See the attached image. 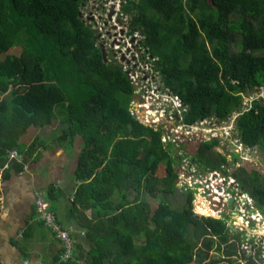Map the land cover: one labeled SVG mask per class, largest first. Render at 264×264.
<instances>
[{"label":"trees","instance_id":"obj_1","mask_svg":"<svg viewBox=\"0 0 264 264\" xmlns=\"http://www.w3.org/2000/svg\"><path fill=\"white\" fill-rule=\"evenodd\" d=\"M81 2L0 0V170H23L39 140L28 147L21 139L63 115L69 127L50 140L84 141L71 201L82 231L75 228L72 259L61 260L62 248L51 263L206 264L215 247H235L231 229L226 220L196 215L192 190L182 210L166 203L153 209L143 197L146 191L156 194L162 172L163 191L179 189L174 145L163 141L165 131L131 112L135 83L122 65L105 62L96 32L80 16ZM122 10L131 16V36H143L142 48L163 88L186 108L184 124L239 114L241 142L264 155V100L242 111L246 96L264 87V0H123ZM218 145L215 140L199 146L193 162L200 171L228 175ZM15 150L22 160L7 170ZM233 176L244 190L253 185L247 191L264 213V175L241 168ZM49 193L51 200L54 189ZM261 252L227 254L259 264Z\"/></svg>","mask_w":264,"mask_h":264},{"label":"rangeland","instance_id":"obj_2","mask_svg":"<svg viewBox=\"0 0 264 264\" xmlns=\"http://www.w3.org/2000/svg\"><path fill=\"white\" fill-rule=\"evenodd\" d=\"M122 1L86 0L82 13L84 15L83 20L96 32L97 45L106 50L108 62L113 61L122 65L135 85L138 86L136 94L140 98L134 100L131 112L143 123L165 131L166 139L164 141H166V144L172 143L174 145L172 149L173 152L175 151L176 159L179 162L178 168H180V180L177 183L179 189L172 193L163 191L161 182L166 174L162 172V174L158 175L161 182L155 190L156 194L152 196L146 191L143 197L151 203L153 209L158 208L161 203H166L173 208L182 210L189 188L193 187V190L196 191V187L198 190L201 189L200 191L202 192L199 191L196 194V200L198 202L202 199L206 200L207 202H205L213 206L216 212L219 210L218 206H220V212L225 214V217L229 220L228 225L232 232L231 239L235 246L232 249L226 246L223 248V252H218L217 247H215L209 252L206 264H246L244 258L240 256L229 257L227 254L231 250L237 253H244L241 245L242 247L244 245L248 256H255L256 249H261L262 254L260 258L257 256V261L259 264H264V236L262 235L264 233V213L262 212L261 217L256 219L255 217L257 216L253 217L248 207V209H243L245 202L251 206L255 205L254 201L244 194L245 192L248 193L249 189L253 188V185L247 184L246 188L248 191L244 190V192L242 185L240 187L238 184H230L236 181L233 175L241 168H245L249 172L257 171L262 177L264 175V155L258 148L248 149L244 147L236 131L239 114H234L231 119L222 122L217 118L208 119L203 121V123H199L192 130L183 124V114L185 113L182 107L183 104L171 95L172 93L167 92L163 88L162 79L152 70L149 57L142 48L143 36L140 33L131 36L129 28L131 16L128 17L126 26L117 21V11L122 9L120 8ZM114 5L117 6V11L114 9L116 6L113 8ZM10 53L21 55L20 50H12ZM255 100H264V87L253 91L250 96H246L242 111L250 109ZM58 110H61V108H58ZM63 117V115L58 114V118L49 127L32 128L27 137L25 136L21 139V144H25V142L35 136L41 137L42 143L52 142V140H48L49 137L51 138L54 135L59 137L69 127L63 122ZM188 130H191V132H188ZM213 138H218L217 141H219L215 151L227 157L229 175H225L220 171L218 176H213V173L206 174L205 171H200L193 162L199 146L204 143L203 141H213ZM77 146L80 147L79 142ZM66 147L71 149L72 146L68 143ZM221 177L223 178L222 180ZM224 177L227 178V183L225 184L222 183ZM245 179L243 177L242 180L246 181ZM200 180L203 184H208H206L205 190L201 188L202 185L200 187ZM219 188L231 192V195L235 196L239 202L238 206L240 208L235 206L234 209L232 205L230 207L227 204L224 205V202L216 194ZM44 196L46 199H50L48 193H45ZM213 214V212L210 213V215ZM216 215L217 217L220 216L218 213ZM248 222L252 223L250 227ZM241 229H243V234H239L237 231ZM236 235L240 236L241 241ZM258 244L257 248L254 247ZM201 247L200 244L199 248ZM207 252L204 248L203 253L207 254Z\"/></svg>","mask_w":264,"mask_h":264},{"label":"crops","instance_id":"obj_3","mask_svg":"<svg viewBox=\"0 0 264 264\" xmlns=\"http://www.w3.org/2000/svg\"><path fill=\"white\" fill-rule=\"evenodd\" d=\"M36 139L39 142L33 160L23 170L15 166L9 173L3 171L0 175V264H52L63 248L61 241L37 216L35 202L38 193H48L50 197L53 188L50 201L61 224L67 229L82 231L77 228L81 215L72 208L71 201L78 185L75 171L84 141L77 137L71 149L66 147L67 144L52 145L49 142L44 144L52 147L44 149L42 138L35 136L23 145L29 147ZM12 152L7 163L11 167L16 160L10 159ZM21 160L22 157L17 161ZM90 213L86 212V215L91 217ZM81 238V235L77 236V240Z\"/></svg>","mask_w":264,"mask_h":264},{"label":"built area","instance_id":"obj_4","mask_svg":"<svg viewBox=\"0 0 264 264\" xmlns=\"http://www.w3.org/2000/svg\"><path fill=\"white\" fill-rule=\"evenodd\" d=\"M116 5H114L113 6V8L115 7ZM122 6H123V1H122ZM122 6L120 7V8H122ZM117 8V6L114 8V9H116ZM118 9V8H117ZM117 9H116V11H117ZM117 13H118V17H117V21L119 22V23H123L124 24V26H126L125 24H126V22H127V20H128V17H129V15H127L126 13H124L123 12V10L122 9H119V11H117ZM130 25H131V21H130V23H129V28H130ZM169 91V93H172L170 90H167V92ZM171 95H173L174 97H176L177 98V100H179L181 103H182V101H181V99L179 98V97H177V96H175L173 93L171 94ZM183 104V103H182ZM182 108V107H181ZM184 108V107H183ZM184 111H186V108H184ZM134 115V114H133ZM139 119V118H138ZM140 120V119H139ZM208 120V119H207ZM207 120H202L201 122H199V123H203V121H207ZM141 121V120H140ZM142 122V121H141ZM143 123V122H142ZM199 123H197V124H195V125H192V126H188V125H185L184 124V122H183V124L185 125V126H187V127H189L191 130L194 128V127H197V125L199 124ZM145 124V123H144ZM145 125H147V124H145ZM148 126H151V125H148ZM151 127H153V126H151ZM191 130H188V132H191ZM164 139H166V137H164ZM164 139H163V141H164ZM214 140L213 141H215V140H217L218 138H213ZM212 140H210V141H203V142H211ZM165 143H166V141H164ZM244 147H246V146H244ZM10 159L11 160H18V159H21V155L19 154V152L18 151H13L11 154H10ZM6 169L7 170H9L10 169V166H6ZM4 170L2 169V170H0V175H2V172H3ZM213 174V176H218V174H220L219 173V171H215V172H212ZM208 174H211V173H208ZM221 176V175H220ZM219 176V177H220ZM223 178L221 177V180H222ZM232 180H234L233 178H231ZM235 181V180H234ZM199 183H200V187H201V185H202V187L201 188H203V190H205L206 189V184L207 183H205V184H203V182L200 180L199 181ZM222 183H227V178H225L224 177V181L222 182ZM230 183V182H229ZM230 184H238V183H236V181L235 182H232V183H230ZM208 185V184H207ZM239 185V184H238ZM199 187V188H200ZM196 189H197V191L196 190H193V187H190L189 188V190H192V191H196L195 192V200H194V212H195V214L196 215H198V216H201V217H211V218H215V219H218V220H226V222H227V224H229V220H228V218H226L225 217V214H223V213H221L220 212V209L216 212V210H214V207L213 206H211L210 204V206H211V208H210V210H209V212L211 213V212H213L214 214L213 215H210V213H205L203 210H202V203H201V201H203L204 203H206L207 201L206 200H199V202H198V200H196V194H198L199 193V191L201 190V189H199L198 190V188L196 187ZM200 192H202V191H200ZM203 194H205V193H203ZM216 194H217V196L219 197V198H221V200L224 202L223 204L225 205V204H227V205H232V207L235 209V206L237 207V208H240L238 205H239V202L236 200V198H235V196H232L231 195V192H229V191H226L225 189H223V188H219V191H216ZM245 195H247V194H245ZM248 196V195H247ZM206 201V202H205ZM216 201V200H215ZM231 201H233V204H230L231 203ZM218 203V202H217ZM208 204V203H207ZM35 205H36V213H37V216H38V218L42 221V222H44V224L46 225V226H48L51 230H52V232H53V234H54V236L58 239V240H60L61 241V243H62V245H63V249H64V251H63V255H62V258H61V260L62 261H68V260H70V259H72V257H73V253H74V250H75V245H76V239L74 238V235L75 234H77L78 233V231L75 229V228H70V229H64L63 228V226L61 225V223H60V221H59V219H58V216H57V214H56V212L53 210V208H52V202L50 201V200H48V199H46V197L44 196V194H42V193H38L37 194V196H36V202H35ZM250 204H247L246 202L244 203V205H243V209L245 210V209H248L249 211H251L252 212V214H253V217H255V215L257 216V217H255L256 219L257 218H260L261 217V213H259L257 210H256V208H255V205L254 206H249ZM248 207V208H247ZM219 214L220 216H218L217 217V215L216 214ZM254 218V219H255ZM236 222V221H235ZM261 222V221H260ZM259 222V223H260ZM251 224L252 223H250V222H248V225H249V227L251 226ZM229 226V225H228ZM238 231V233L239 234H243V229H241V230H237ZM85 234L83 233L82 234V236H84ZM263 236H264V233L262 234ZM254 246V245H253ZM256 246H259V244L258 245H255L254 247H256ZM242 251H244V252H246L247 250H245L244 249V245H243V247H242ZM247 254V253H246ZM256 254V253H255ZM248 256V255H247Z\"/></svg>","mask_w":264,"mask_h":264},{"label":"flooded vegetation","instance_id":"obj_5","mask_svg":"<svg viewBox=\"0 0 264 264\" xmlns=\"http://www.w3.org/2000/svg\"><path fill=\"white\" fill-rule=\"evenodd\" d=\"M98 1H100V0H98ZM85 3H86V0H82V2H81V5H80V8H81V12H80V16L84 19V15H83V13H82V8H83V6H85ZM239 170V169H238ZM237 172V171H236ZM229 173H230V170L228 169V175H229ZM235 178V177H234ZM236 179V178H235ZM238 180L236 179V183H238L239 184V186L241 187V185H240V183H239V181L237 182ZM243 188V187H242ZM243 191H244V189H243ZM245 192V191H244ZM244 194H247L253 201H254V203H255V208H256V210L259 212V213H262V212H260V210L258 209V207H257V205H256V201L254 200V198L251 196V194L250 193H247V192H245ZM228 207H230V205H227ZM218 209H220V206H218ZM262 215V214H261Z\"/></svg>","mask_w":264,"mask_h":264},{"label":"bare ground","instance_id":"obj_6","mask_svg":"<svg viewBox=\"0 0 264 264\" xmlns=\"http://www.w3.org/2000/svg\"><path fill=\"white\" fill-rule=\"evenodd\" d=\"M152 101V100H151ZM145 106V105H144ZM144 106H142V107H144ZM149 113V112H148ZM152 113V112H151ZM147 115V114H146ZM154 115V114H153ZM153 117V116H152ZM201 203H202V210L205 212V213H210L209 212V210H210V208H211V206L209 205V204H207V203H204L203 201H201Z\"/></svg>","mask_w":264,"mask_h":264},{"label":"water","instance_id":"obj_7","mask_svg":"<svg viewBox=\"0 0 264 264\" xmlns=\"http://www.w3.org/2000/svg\"><path fill=\"white\" fill-rule=\"evenodd\" d=\"M102 49H103V53H104V59H105V62L108 63V57H107L106 50H105L104 48H102ZM137 90H138V86L135 85V91H137ZM136 98H140V97L136 96ZM136 98H135V99H136ZM230 204H233V201H231ZM263 221H264V219H263Z\"/></svg>","mask_w":264,"mask_h":264},{"label":"clouds","instance_id":"obj_8","mask_svg":"<svg viewBox=\"0 0 264 264\" xmlns=\"http://www.w3.org/2000/svg\"><path fill=\"white\" fill-rule=\"evenodd\" d=\"M182 107H184V106H182ZM185 108V107H184Z\"/></svg>","mask_w":264,"mask_h":264}]
</instances>
